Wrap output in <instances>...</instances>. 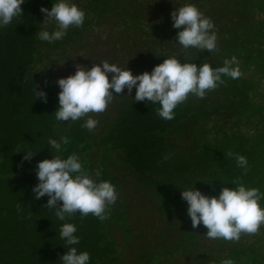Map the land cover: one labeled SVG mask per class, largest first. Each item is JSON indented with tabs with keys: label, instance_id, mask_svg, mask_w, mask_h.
Returning <instances> with one entry per match:
<instances>
[{
	"label": "trees",
	"instance_id": "trees-1",
	"mask_svg": "<svg viewBox=\"0 0 264 264\" xmlns=\"http://www.w3.org/2000/svg\"><path fill=\"white\" fill-rule=\"evenodd\" d=\"M58 2L25 0L23 15L0 26V264H63L62 256L72 247L78 254L89 253L88 264H127V246L143 236L136 220L152 234L158 217L175 236L170 241L156 230L136 248L130 264H264V224L239 240L210 239L202 223L192 227L182 198L183 190L194 188L218 198L223 188H236L234 181L264 194V17H258L264 0H69L85 13L83 25L70 26L61 40L42 41L37 34L54 31L56 24L42 26L46 13L41 8L51 10ZM186 4H194L213 22L210 34L217 41L211 53L178 43L182 29L173 27L171 14ZM104 26H111L115 35L108 40L117 41L106 53L101 47L108 43ZM233 56L241 76L222 75L223 83L207 90L204 98L189 94L172 120L157 114L158 103L135 102V87L130 94L125 88L123 95L113 90L102 113L76 121L55 118L62 91L56 64H67L65 72L72 76L83 61L90 69L120 60L123 69L140 75L167 58L215 69ZM137 61L146 66L138 68ZM34 89L45 92L47 102L35 97ZM88 118L99 121L92 131L83 127ZM61 137L69 143H62L60 152L51 149L49 139ZM23 151L34 155L26 160ZM74 153L94 180L99 169L97 182L107 180L116 187L118 198L106 209V220L77 212L61 221L56 209L46 208L47 195L35 199L38 163ZM236 155L246 157V169L238 166ZM62 204L58 201V207ZM259 204L264 209V199ZM65 223L76 226L79 244L68 245L60 237Z\"/></svg>",
	"mask_w": 264,
	"mask_h": 264
},
{
	"label": "clouds",
	"instance_id": "clouds-1",
	"mask_svg": "<svg viewBox=\"0 0 264 264\" xmlns=\"http://www.w3.org/2000/svg\"><path fill=\"white\" fill-rule=\"evenodd\" d=\"M25 0H0V26L9 25L14 18L23 15L22 4ZM46 13L43 27L54 21L56 29L52 32L41 30L37 35L42 41L55 42L64 38L70 26L81 27L85 13L69 0L54 3L51 10L41 8ZM173 27L182 29L177 34V40L184 49L196 48L202 52H212L216 49L217 35L210 30L213 22L194 5L186 4L173 11ZM232 65H237L233 67ZM114 74L109 79L108 74ZM222 75L233 79L241 76V70L235 56L225 60L224 66L215 68L203 63L198 67L195 63L181 64L178 58H167L156 66L151 73L144 72L133 75L129 69H123L110 64L108 61L97 63L90 69L77 65V71L68 78H61L58 84L62 91L59 93V109L54 113L57 121H76L89 113L104 112L113 100L114 94L123 95L124 89L130 94L136 88L135 102L148 100L158 103L157 114L166 120L174 119V109L186 101L189 94L204 98L207 90H214L218 83H223ZM35 97L43 98L47 102V94L34 89ZM99 123L98 120L88 118L83 127L92 131ZM51 149L62 151V143L67 145L69 139L61 137L60 141L49 139ZM21 152V151H20ZM26 153L24 159L30 160L32 151ZM228 156L234 155L229 152ZM239 167L247 168L248 161L242 155H236ZM37 176L39 183L33 189L35 199L47 195L50 199L46 205L48 209H56V217L63 221L67 216L77 212L82 217L90 213L100 220L108 219L106 209L114 204L118 198L116 187L107 180H97L101 176L98 169L94 180L82 168L77 154L62 159L55 155L53 159H45L38 163ZM235 189L223 188L220 196L208 197L197 189L182 191V198L187 201L188 214L192 227L198 228L201 223L208 229L206 235L210 239L239 240L242 233L256 234L264 224V209L259 201L264 199L258 188H247L242 182L234 181ZM62 201V207H58ZM20 210V206L17 205ZM76 226L65 223L60 229V237L68 245L79 244V237L74 235ZM61 260L63 264H88V252L78 254L75 247L70 248ZM223 264H233L231 260Z\"/></svg>",
	"mask_w": 264,
	"mask_h": 264
},
{
	"label": "rangeland",
	"instance_id": "rangeland-1",
	"mask_svg": "<svg viewBox=\"0 0 264 264\" xmlns=\"http://www.w3.org/2000/svg\"><path fill=\"white\" fill-rule=\"evenodd\" d=\"M147 10H149L148 11V13L149 14H154L155 13V11L156 10H154V9H152V10H150V7H149V9H147ZM148 14V15H149ZM261 16V18L262 17H264V9L262 10V15H259L258 17H260ZM106 26H104V27H102L101 28V30H102V33L105 35L103 38L104 39H106V41H108V43H102V48H103V50H104V52L106 53L108 50H110L111 49V46H112V44H116L117 43V41L115 40V41H109L108 40V38H114V36L115 35H113L114 33H113V31L111 30L112 28H111V26H107L106 28H105ZM87 38V37H86ZM88 40H89V38H87ZM110 42H112V43H110ZM96 47H97V45H95ZM102 50V51H103ZM135 59V58H134ZM84 62V61H83ZM83 62H81V66L83 65ZM64 64V63H63ZM135 64V63H134ZM116 66H118V67H122V68H124V66H126L125 64H124V62L122 61H120V60H118V62H116ZM137 66H138V68H143V67H145L146 66V62L145 61H143V62H138L137 61ZM67 67H68V65L67 64H65V65H60V64H56L55 66H54V72L56 73V75H57V77H60V78H64V77H66V76H69V74L67 73L68 71H66L65 72V70L67 69ZM145 72V71H144ZM112 74V73H111ZM254 73L253 72H251L247 77H249V76H251V75H253ZM114 75V74H113ZM257 77V76H256ZM261 88H260V90L262 91V92H264V79H262V83H261V86H260ZM137 222H140L136 227V230L138 231V233L139 234H143V236H140V238H132L133 240H132V242H131V246L129 247V245L127 246V253L129 254L128 255V261H127V264H130V263H132L133 262V260H134V258H135V254H137V250H136V248L137 247H139V246H141L142 244H145L146 242L144 241L149 235H152V238H153V235H155V232H156V230H160L161 232H164V237H166V238H169L170 239V241H171V239L173 238V236H175L174 234H170L167 230H168V227L169 226H167V224H166V222H165V220L164 219H162V217H158V220H157V222L155 223V228H156V230L152 233V234H150V232L148 231V229H147V227H146V224L142 221V220H139L138 221V219L136 220ZM163 237V238H164ZM122 239H123V235L121 234L120 236H119V240L120 241H122ZM167 240V239H166ZM145 242V243H144ZM171 243V242H170ZM125 243H123V245H124ZM125 246V245H124ZM124 246H123V248H124ZM126 247V246H125ZM122 247H121V249H123Z\"/></svg>",
	"mask_w": 264,
	"mask_h": 264
}]
</instances>
